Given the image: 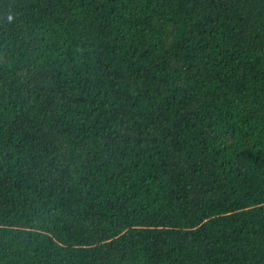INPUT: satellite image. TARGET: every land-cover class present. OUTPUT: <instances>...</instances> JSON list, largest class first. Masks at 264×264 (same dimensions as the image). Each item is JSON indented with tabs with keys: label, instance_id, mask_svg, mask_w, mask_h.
<instances>
[{
	"label": "trees",
	"instance_id": "1",
	"mask_svg": "<svg viewBox=\"0 0 264 264\" xmlns=\"http://www.w3.org/2000/svg\"><path fill=\"white\" fill-rule=\"evenodd\" d=\"M0 264H264V0H0Z\"/></svg>",
	"mask_w": 264,
	"mask_h": 264
}]
</instances>
